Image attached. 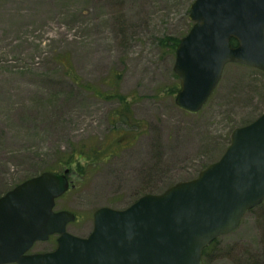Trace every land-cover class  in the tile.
Wrapping results in <instances>:
<instances>
[{
	"label": "rangeland",
	"instance_id": "374dc122",
	"mask_svg": "<svg viewBox=\"0 0 264 264\" xmlns=\"http://www.w3.org/2000/svg\"><path fill=\"white\" fill-rule=\"evenodd\" d=\"M193 2L0 0V197L69 168L55 209L75 212L68 230L86 236L99 207H127L220 159L233 130L264 112V71L230 62L199 112L181 109L177 49L162 39L189 32ZM208 246L206 264H264V202Z\"/></svg>",
	"mask_w": 264,
	"mask_h": 264
},
{
	"label": "water",
	"instance_id": "95a60500",
	"mask_svg": "<svg viewBox=\"0 0 264 264\" xmlns=\"http://www.w3.org/2000/svg\"><path fill=\"white\" fill-rule=\"evenodd\" d=\"M190 18L176 50L175 101L197 113L228 63L264 71V0H194ZM69 171H44L0 197V264H206L204 249L264 202V112L236 127L224 154L196 177L124 208L96 209L86 236L68 230L75 212L55 209ZM53 234L54 249L29 252Z\"/></svg>",
	"mask_w": 264,
	"mask_h": 264
},
{
	"label": "trees",
	"instance_id": "16d2710c",
	"mask_svg": "<svg viewBox=\"0 0 264 264\" xmlns=\"http://www.w3.org/2000/svg\"><path fill=\"white\" fill-rule=\"evenodd\" d=\"M180 40H181V38H172V37H166V38H163L162 39V42L163 43H168V44H170L171 43V45H172V47H173V49L174 50H176L177 49V47H178V45H179V42H180ZM232 42H233V44L234 45H237V41L235 40V39H232ZM74 78H76V79H78V77H77V75H75L74 76ZM89 86V85H88ZM180 88V87H179ZM179 88L177 87V88H175V90H174V92H178V90H179ZM96 93H101V92H99L98 90H94ZM112 91H110V90H108V91H105V92H102V94L103 95H105L106 97H112V96H114L115 94L113 93ZM116 96V95H115ZM114 96V97H115ZM117 97H119V99L120 100H124L123 102H124V107L123 108H121V109H126V110H128L129 108H130V105L129 104H125V103H127L126 102V99H125V97L123 96V95H117ZM127 114V113H126ZM126 114H124L123 116H121V120H122V122L123 123H130L129 122V120L132 118V117H130V116H127ZM81 154H83V153H81ZM84 158H89V157H85L84 156ZM71 161H69L68 163H70ZM218 239V238H217ZM216 239V240H217ZM216 240H214L213 242H215ZM212 242V243H213ZM57 243V242H56ZM209 246H207L205 249H204V255H205V253L207 252V248H208Z\"/></svg>",
	"mask_w": 264,
	"mask_h": 264
}]
</instances>
